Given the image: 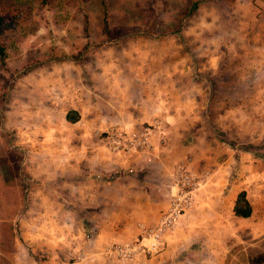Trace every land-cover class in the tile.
I'll return each mask as SVG.
<instances>
[{
	"label": "crops",
	"instance_id": "crops-1",
	"mask_svg": "<svg viewBox=\"0 0 264 264\" xmlns=\"http://www.w3.org/2000/svg\"><path fill=\"white\" fill-rule=\"evenodd\" d=\"M211 3L210 17L202 14V19L213 24L212 34L180 29L164 36L140 34L132 38L131 48L123 40V47L91 49L82 64L47 66L50 74L39 87L36 83L38 89L44 86L42 94L26 98L28 104L42 105L36 109L43 124L33 134L52 136V146H67L72 161L66 166L52 162L50 175L32 181L33 206L25 216L33 220L18 226L12 264H132L121 261L111 247L137 240L143 228L158 223L175 191L172 175L183 162L206 176V183L193 208L166 235L164 250L142 254L133 264H227L235 236L264 234V174L250 175L254 163L229 142L230 122L248 119L250 88L264 89V0ZM208 35L221 40L251 37L259 49H253L256 55L245 52L242 59L224 63L199 50ZM189 44L194 49L188 50ZM52 84L56 94L50 96ZM220 87L227 89L225 109L219 107L222 102L214 100L213 106L210 100L211 88ZM261 96L258 102H264ZM70 113L78 121L69 122ZM155 121L161 127L150 136L147 151H113L109 135L140 134ZM220 121H228L226 127ZM34 122L22 119L18 126L14 121L9 125L25 128L23 135L31 140ZM6 130L0 133L4 151ZM38 154L29 155L28 170L33 165L38 171ZM242 191L253 206L250 218L235 214Z\"/></svg>",
	"mask_w": 264,
	"mask_h": 264
},
{
	"label": "rangeland",
	"instance_id": "rangeland-1",
	"mask_svg": "<svg viewBox=\"0 0 264 264\" xmlns=\"http://www.w3.org/2000/svg\"><path fill=\"white\" fill-rule=\"evenodd\" d=\"M219 5L218 11H222ZM212 8L211 0H31L22 6L0 0V47L5 52L4 60L0 56V133L3 128L10 129L6 130L9 134L3 133L2 136L7 150H2L3 142H0V264H12L18 226L33 220V217L25 216L29 207L33 206L30 199L32 181H39L41 175H50L52 162L62 161V165L66 166L72 161L67 146L55 143L61 147L57 149L51 144L52 136L34 135V130L43 124L42 116L36 109V106L42 105L28 104L26 98L42 94L44 86L38 89L37 84L39 87L45 75L50 74L46 71L49 70L47 66L53 63L82 64L84 54L91 49L123 47V40L131 48L134 43L132 38L140 34L164 36L179 29L212 34L210 28L213 24L202 19V14L210 17ZM227 12L228 4L223 13ZM256 13L261 18L262 13L258 14V10ZM252 35V38L257 37V34ZM205 38L199 50L208 51L209 55L218 57L224 63L242 59L245 52L246 56L256 55L253 49H259V46L253 47L251 37L247 41L221 40L209 35ZM194 47L189 44L187 49ZM74 76L76 73H73L75 80ZM250 89V111L245 115L248 119L239 120L236 117L230 122L229 142L254 163L250 175L256 171L264 174V102H258L264 89ZM47 91L49 95L56 94L53 84ZM212 91V105H215L214 100H218L222 102L219 107L225 109L226 87L211 88ZM61 115L58 113L56 118L60 119ZM241 117L242 114L239 115ZM9 119L16 126L22 119L35 120V126L30 131L31 140L23 135L25 128L19 131L10 126ZM227 122L220 121L224 123L223 127ZM30 150L39 153L36 158L37 172L32 169L33 165L28 170V163H32L28 157L34 153ZM56 155L59 158H55ZM10 182L14 183L10 185ZM3 196L6 198L3 199ZM232 245L227 264H264V234H239Z\"/></svg>",
	"mask_w": 264,
	"mask_h": 264
},
{
	"label": "built area",
	"instance_id": "built-area-1",
	"mask_svg": "<svg viewBox=\"0 0 264 264\" xmlns=\"http://www.w3.org/2000/svg\"><path fill=\"white\" fill-rule=\"evenodd\" d=\"M159 127L161 121H155L142 127L140 134L124 133L120 136L109 135L108 138L115 149L113 151L143 153L150 147V136ZM205 183L206 176L191 170L187 163H181L172 175V187L175 191L171 196L170 207L158 223L143 228L137 240L114 245L111 251L116 252L121 261L132 264L142 254L153 256L161 253L166 246V235L175 228L180 217L193 208L197 192Z\"/></svg>",
	"mask_w": 264,
	"mask_h": 264
},
{
	"label": "trees",
	"instance_id": "trees-1",
	"mask_svg": "<svg viewBox=\"0 0 264 264\" xmlns=\"http://www.w3.org/2000/svg\"><path fill=\"white\" fill-rule=\"evenodd\" d=\"M10 3H14V5H26L31 2V0H9ZM45 1V0H44ZM2 21V19H0ZM0 56L2 57V60L5 59V52L2 47H0ZM68 121L69 122H76L78 121V115L75 117L73 116V113L68 115ZM235 214L238 217L241 218H250L253 215V206L250 202V200L247 197V192L242 191L237 198L236 205H235Z\"/></svg>",
	"mask_w": 264,
	"mask_h": 264
}]
</instances>
